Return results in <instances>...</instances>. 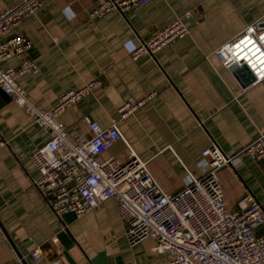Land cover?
Segmentation results:
<instances>
[{"label":"crops","instance_id":"0c3cea01","mask_svg":"<svg viewBox=\"0 0 264 264\" xmlns=\"http://www.w3.org/2000/svg\"><path fill=\"white\" fill-rule=\"evenodd\" d=\"M103 1L43 0L37 19L14 31L32 42L27 57L39 72L23 76L20 84L35 106L52 109L66 92L100 82L60 116L72 142L89 136L85 118L109 128L129 97L155 92L156 98L120 120L119 128L163 191L175 194L189 175H203L202 153L213 144L224 153L238 152L264 133V81L248 84L215 57L217 49L264 21V0H151L126 14L90 19ZM18 2L0 0V12ZM188 12L186 37L155 56L131 58L132 47ZM1 66L18 70L20 62L12 58ZM50 139L0 90V143L5 144L0 147V264H23L8 237L27 264L59 259L93 264L100 255L107 264H168L170 257L156 253L154 241L128 243L129 226L114 200L80 219L56 215L52 196H43L32 183L38 170L30 159ZM128 157V147L118 142L100 160L126 162ZM219 180L232 211L248 195L264 206V160L243 155L235 169L219 173ZM64 228L74 240L69 259L58 241ZM37 250L42 254L34 259Z\"/></svg>","mask_w":264,"mask_h":264},{"label":"built area","instance_id":"2783aa9c","mask_svg":"<svg viewBox=\"0 0 264 264\" xmlns=\"http://www.w3.org/2000/svg\"><path fill=\"white\" fill-rule=\"evenodd\" d=\"M150 1L105 0L89 17L102 18L112 12L126 14ZM42 6L43 0H19L17 5L0 12V90L51 136L30 159L38 170L32 183L43 196H52L51 206L56 215L72 213L80 219L114 200L129 226L128 243L134 246L154 241L155 252L170 257L168 264H264V233H257L258 229L264 230V206L248 195L238 211H232L219 180V173L225 168L235 169L243 155L264 160V133L238 152L224 153L213 144L202 153L206 163L203 175H189L175 194L163 191L148 163L132 150L119 128V121L152 102L157 96L155 92L142 98L129 97L109 128L85 118L89 136L72 142L60 116L97 90L100 82L66 92L52 109L37 107L30 101L20 79L37 74L39 67L27 57L32 42L14 31L23 21L37 19ZM190 18L188 12L132 47L131 58L137 61L145 55L155 56L186 37ZM215 57L225 68L245 67L254 78L252 85L264 81V21L248 27L243 35L217 49ZM12 58L20 62L18 70L1 66ZM118 142L128 147V160L101 161ZM4 145L0 143V147ZM41 254L37 250L32 257L39 259Z\"/></svg>","mask_w":264,"mask_h":264},{"label":"water","instance_id":"95a60500","mask_svg":"<svg viewBox=\"0 0 264 264\" xmlns=\"http://www.w3.org/2000/svg\"><path fill=\"white\" fill-rule=\"evenodd\" d=\"M237 72H240L241 74H243L246 78H247V83L248 84H252L254 82V78L252 77V75L250 74V72L245 68H240V69H236ZM8 237V236H7ZM15 253L18 256V261L22 262L23 264H27V262L24 260V258L22 257V255L18 252V250L16 249L15 245L12 243L11 239L8 237ZM58 241L63 245V247L65 248V252L64 257H66V259H69V250L72 248V246L74 245V240L72 238V236L69 234V232L67 230L63 231L59 237H58ZM93 264H107V262H105L104 260V256L100 255L99 259L94 260Z\"/></svg>","mask_w":264,"mask_h":264}]
</instances>
